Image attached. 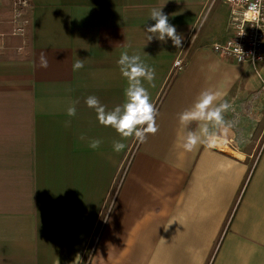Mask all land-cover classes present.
I'll return each mask as SVG.
<instances>
[{
	"label": "crops",
	"instance_id": "0c3cea01",
	"mask_svg": "<svg viewBox=\"0 0 264 264\" xmlns=\"http://www.w3.org/2000/svg\"><path fill=\"white\" fill-rule=\"evenodd\" d=\"M27 1L26 31L15 35L16 0H0V264H264V62L213 50L233 35L229 6ZM162 7L181 47L148 40L149 13ZM125 52L154 72L141 84L157 131L143 143L85 103L123 104ZM179 56L186 65L174 73ZM204 92L216 95L206 114L229 104L222 122L191 117Z\"/></svg>",
	"mask_w": 264,
	"mask_h": 264
},
{
	"label": "clouds",
	"instance_id": "9594fccd",
	"mask_svg": "<svg viewBox=\"0 0 264 264\" xmlns=\"http://www.w3.org/2000/svg\"><path fill=\"white\" fill-rule=\"evenodd\" d=\"M264 5V0H253L249 5L248 12L255 18L260 14L261 7ZM162 8H153L149 13V19L154 23L146 24L145 31L149 34L148 40L155 38L157 41L167 43L170 39L172 45L175 47L182 46V35L177 33L176 26L169 23L168 16L162 11ZM121 75L128 81V87L125 89V100L122 105H117L113 109L106 111L104 106L100 104L95 96H88L85 100L86 105L92 108L97 113V120L104 126H110L120 137H134L138 142L143 143L146 140L147 133H155L157 131L155 125V108L150 102L149 94L146 88L141 84L143 80L151 82L154 78L153 70L145 65L139 55H128L126 52L122 53L117 60ZM41 66L46 67L47 62L43 60ZM83 67L81 61H76L72 65V70L76 71ZM216 99V95L211 92H204L201 94L199 100L194 105L191 112L192 118L215 120L222 122V111L229 108L227 102L221 103L215 109L209 111L207 114L204 109ZM76 109L74 106L67 108L68 116H74ZM189 118V114L181 116L184 121ZM206 131L207 125L202 126ZM198 137L195 134H190L182 147L185 150H191L197 143ZM100 141L92 140L89 147L95 149L98 147ZM124 148L121 142L113 144V150L119 152Z\"/></svg>",
	"mask_w": 264,
	"mask_h": 264
},
{
	"label": "built area",
	"instance_id": "2783aa9c",
	"mask_svg": "<svg viewBox=\"0 0 264 264\" xmlns=\"http://www.w3.org/2000/svg\"><path fill=\"white\" fill-rule=\"evenodd\" d=\"M230 10V22L233 35L223 42L213 44V50L223 57L232 58L238 63H249L254 67L264 62V5L260 14L253 18L249 5L253 0H223ZM30 7L27 0H16L14 5V21L16 26L13 34L23 35L27 21L24 19ZM186 65V56H179L173 63V72L181 71Z\"/></svg>",
	"mask_w": 264,
	"mask_h": 264
},
{
	"label": "rangeland",
	"instance_id": "374dc122",
	"mask_svg": "<svg viewBox=\"0 0 264 264\" xmlns=\"http://www.w3.org/2000/svg\"><path fill=\"white\" fill-rule=\"evenodd\" d=\"M216 141L218 143L217 146L223 150L231 151L232 153H237L239 150L236 146L234 147L233 143L231 144V141H221L219 139H217Z\"/></svg>",
	"mask_w": 264,
	"mask_h": 264
}]
</instances>
